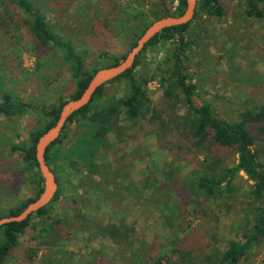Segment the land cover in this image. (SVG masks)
<instances>
[{"label":"rangeland","instance_id":"374dc122","mask_svg":"<svg viewBox=\"0 0 264 264\" xmlns=\"http://www.w3.org/2000/svg\"><path fill=\"white\" fill-rule=\"evenodd\" d=\"M34 1L42 5L52 31L82 55L83 68L91 69L125 55L155 20L151 7L169 0ZM221 3V17L192 19L185 74L197 86L195 104L210 100L231 119L247 106L264 104V17H246L240 0ZM175 5L170 0L171 11ZM29 25L30 18L14 0H0V96L11 91L30 104L20 116L0 114L2 210L19 206L38 191L36 169L13 146L28 143L29 133L46 121L44 109L60 97L69 99L75 87L72 61L63 59L60 48L41 45ZM171 46L160 41L141 56L135 75L148 78V101L140 115L133 120L118 115L116 129L95 150V166L65 163L58 169L59 198L44 216L30 217L5 264H155L162 255L164 264H204L230 238L241 239L244 224L251 220L246 176L234 178L224 200L205 198L191 184L207 157H218L226 166L235 154L196 140L185 122L180 90L165 94L162 77ZM126 88L124 79L108 83L103 98H119ZM65 131L67 148L84 133V125L74 120ZM253 135L264 161V124ZM110 224L120 229L118 243L105 229ZM179 238L186 242L178 245ZM179 249L185 255L180 257ZM263 260L264 238L240 264Z\"/></svg>","mask_w":264,"mask_h":264},{"label":"trees","instance_id":"16d2710c","mask_svg":"<svg viewBox=\"0 0 264 264\" xmlns=\"http://www.w3.org/2000/svg\"><path fill=\"white\" fill-rule=\"evenodd\" d=\"M240 1L244 5L243 12L246 17L253 19L264 17V0ZM169 2L170 0L155 2L151 7V16L157 19L166 15L182 13L185 0H176V5L172 11ZM14 4L30 18L29 30L41 45L60 48L64 53L63 59L72 61V77L75 81V87L69 99L78 97L94 72L102 66L91 69L83 68L82 55L77 54L69 43L52 31L42 5L34 0H14ZM224 11L221 0H198L194 17H221ZM191 21L183 25L165 28L155 35L137 56L132 68L100 86L93 95L91 102L68 118L60 136L47 148L45 158L50 167L53 165V169L52 167L51 169L55 174L58 169H63L65 163L72 168H77L79 163L89 167L95 166L94 162L91 161L95 155V150L106 143L107 133L116 129L118 115L124 114L127 119H136L145 102L148 101L144 91L148 78L141 79L135 75L136 68L141 63V56L150 46L160 41L171 42L172 46L168 49L165 60V76L162 77L167 88L165 94L171 96L174 91L180 90L186 108L185 122L196 140L200 143H207L210 147L231 149L235 154L232 165L226 166H221L222 161L218 157L212 160L207 157L202 167L193 176L191 184L205 198L224 200L231 194L233 180L238 174L243 173L247 181L250 182L251 220L244 224V230L240 234L241 239L230 238L227 247L218 256H206L207 262L204 264H240L247 258L252 247L264 238V161L260 158L261 151L256 147V140L253 135L254 129L264 124V104L247 106L239 112L237 117L231 119L222 116L210 100L201 99L199 104H195L194 98L198 96V89L195 82L185 74L186 52L192 44L186 32ZM136 40L131 42L130 48L136 44ZM123 57L124 55L109 65L116 64ZM121 79H124L127 84L125 95L119 98L115 96L103 98L105 85ZM67 100L60 97L58 103L44 109L45 123L29 133L28 143L22 146H13V150H19L22 153L24 163L36 169L38 191L33 198H28L19 206L4 210L0 208V218L4 215L18 214L42 191V178L38 172L35 158V143L38 137L55 123L62 104ZM99 100H102V103L96 104ZM28 108H30V104L11 91L3 92L0 96V114L2 115L20 116ZM74 120L84 125V133L78 136L69 147L65 148L64 139L67 136L65 130ZM89 170L92 171L90 168ZM60 193V187H58L54 199L46 207L39 209L32 215L44 216L47 214L48 207L59 198ZM32 215L22 222H12L0 227V264L6 263L8 255L18 244L19 236L29 225V219ZM176 226V223L172 225V227ZM105 229L113 241L118 243L116 237L120 231L119 227L116 224H110ZM178 241H180L178 245L184 244L186 238H179ZM177 251L180 257L185 255L180 249ZM164 260L166 259L163 255L159 256L155 264H164ZM261 264H264V260Z\"/></svg>","mask_w":264,"mask_h":264},{"label":"water","instance_id":"95a60500","mask_svg":"<svg viewBox=\"0 0 264 264\" xmlns=\"http://www.w3.org/2000/svg\"><path fill=\"white\" fill-rule=\"evenodd\" d=\"M198 0H185L182 13L177 15H166L152 21L150 25L137 38L136 44L131 47L124 57L116 64L104 66L94 72L82 93L65 101L60 109L55 123L44 131L35 143V158L38 172L42 178V191L37 198L29 202L26 207L15 215H4L0 218V227L12 223L22 222L39 209L46 207L53 199L58 189V180L51 167L47 164L45 153L47 148L61 134L68 118L91 102L93 95L104 83L113 80L133 67L137 56L145 45L165 28L174 27L190 22L196 12Z\"/></svg>","mask_w":264,"mask_h":264}]
</instances>
